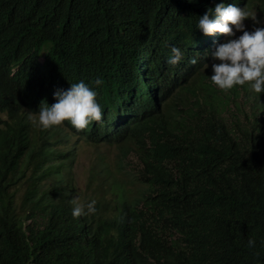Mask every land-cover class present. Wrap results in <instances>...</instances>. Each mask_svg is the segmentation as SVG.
Returning a JSON list of instances; mask_svg holds the SVG:
<instances>
[{
	"label": "trees",
	"instance_id": "16d2710c",
	"mask_svg": "<svg viewBox=\"0 0 264 264\" xmlns=\"http://www.w3.org/2000/svg\"><path fill=\"white\" fill-rule=\"evenodd\" d=\"M212 1L0 0V264H264V130L230 132L222 98L211 103L210 42L197 25ZM80 81L102 123H33ZM191 98L199 107L182 115ZM70 133L134 151L142 187L113 183L118 201L73 218L66 190L43 186L70 177L59 148ZM23 182L18 207L8 188Z\"/></svg>",
	"mask_w": 264,
	"mask_h": 264
},
{
	"label": "clouds",
	"instance_id": "9594fccd",
	"mask_svg": "<svg viewBox=\"0 0 264 264\" xmlns=\"http://www.w3.org/2000/svg\"><path fill=\"white\" fill-rule=\"evenodd\" d=\"M217 3L214 9L204 7L199 15L197 28L209 40L208 61L204 67L207 76V90L212 94L211 103L220 106L219 97L222 98L227 110L231 111V118L227 119L223 113L218 119L227 123V129L234 133L250 124L257 122L264 130V113L257 103L254 92L259 94L264 105V19L260 21L255 11L264 12V0H252L250 4L238 2L236 6L234 0H213ZM245 6H247L245 8ZM250 9V11H248ZM251 23H249V22ZM242 34V35H240ZM172 55L168 58L170 65L176 66L183 58V53L177 47H172ZM196 64L195 58L189 61ZM103 83L102 79H96L97 86ZM201 94V93H200ZM97 93L84 81L71 84L67 90L58 89L54 92L56 102L40 108L38 121L33 123L43 130L53 127L63 126L64 122H69L77 131H87L92 126L103 122L105 116L103 107L96 100ZM201 96H203L201 94ZM204 102L205 97L203 96ZM193 98L181 103L178 110L183 115L190 108L199 107L198 103L192 101ZM204 107V103L200 101ZM208 109V105L206 104ZM236 107L239 111L236 110ZM246 112L247 120H242V113ZM104 113V114H103ZM90 126V127H89ZM233 129V130H232ZM203 130V129H202ZM76 136V139H75ZM84 142L87 144H99L91 142L85 136L70 133L68 143L62 145L65 151L69 152L68 172L69 178L62 175L49 177L43 181V186L48 183L60 185L62 189L70 195L73 200V218L87 216L96 212L95 204L97 201L102 204H110L107 201L91 199L90 202L83 204L78 202L74 194L80 191L71 176V162L74 157L72 142ZM103 144V143H101ZM60 148V147H59ZM225 154V153H224ZM67 174V173H66ZM123 185V184H122ZM125 189L129 186L123 185ZM28 183L23 182L21 186L10 184L8 191L15 196V204L19 207L22 204L16 203L18 195H25ZM23 199V197H22ZM254 239H249L247 247L255 248Z\"/></svg>",
	"mask_w": 264,
	"mask_h": 264
},
{
	"label": "rangeland",
	"instance_id": "374dc122",
	"mask_svg": "<svg viewBox=\"0 0 264 264\" xmlns=\"http://www.w3.org/2000/svg\"><path fill=\"white\" fill-rule=\"evenodd\" d=\"M254 14L260 21L264 19V12L255 11ZM203 93L204 91L201 92V94ZM203 105L207 107L205 102ZM223 115L229 119L231 118V111L227 110ZM241 117L242 120H247L245 111ZM72 144L75 149L74 157L72 161L70 160L71 176L81 194L80 196L78 192L74 194L79 203L86 204L91 199L95 201L100 199L113 204L119 200L117 194L108 191L113 183L129 186L132 191L142 187L138 177L140 173L139 164L134 151L129 153L126 148L122 149L120 145L116 144L97 145L77 141L72 142ZM60 149H64V147L60 146ZM21 200L22 196L18 195L16 203H20Z\"/></svg>",
	"mask_w": 264,
	"mask_h": 264
},
{
	"label": "bare ground",
	"instance_id": "6f19581e",
	"mask_svg": "<svg viewBox=\"0 0 264 264\" xmlns=\"http://www.w3.org/2000/svg\"><path fill=\"white\" fill-rule=\"evenodd\" d=\"M236 6L239 7V5H236ZM254 96L256 98L257 103L260 105L261 111H263V113H264V105H263V101H262L261 96L259 94L255 93V92H254ZM237 111H239L238 108H237ZM127 124H128V122H127ZM116 145H118V144H116Z\"/></svg>",
	"mask_w": 264,
	"mask_h": 264
}]
</instances>
